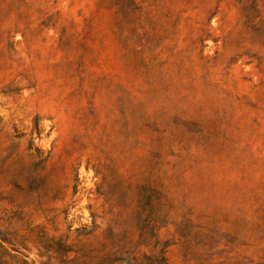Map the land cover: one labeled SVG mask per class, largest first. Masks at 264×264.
Returning <instances> with one entry per match:
<instances>
[{
  "label": "rangeland",
  "instance_id": "374dc122",
  "mask_svg": "<svg viewBox=\"0 0 264 264\" xmlns=\"http://www.w3.org/2000/svg\"><path fill=\"white\" fill-rule=\"evenodd\" d=\"M63 243L264 264V0H0V264Z\"/></svg>",
  "mask_w": 264,
  "mask_h": 264
},
{
  "label": "trees",
  "instance_id": "16d2710c",
  "mask_svg": "<svg viewBox=\"0 0 264 264\" xmlns=\"http://www.w3.org/2000/svg\"><path fill=\"white\" fill-rule=\"evenodd\" d=\"M154 195V194H151ZM154 224L151 221H148V229L149 231H151L154 228ZM150 233V232H149ZM146 234L147 236V231L145 232V228H142V235ZM52 251H54V253L58 254L59 256L63 257L64 260L66 261H62L64 262V264H68L69 262L73 261V259H70L69 254L73 252V249L70 247V245H68L67 243H63L62 245H58V247H52L51 246ZM55 248V249H54ZM146 262H139V260H137V258H132L130 259V263L129 264H171L168 260L166 251H161L159 253V256H147L145 257ZM120 260L117 257H113L112 255H108L107 256V264H113L114 262Z\"/></svg>",
  "mask_w": 264,
  "mask_h": 264
}]
</instances>
